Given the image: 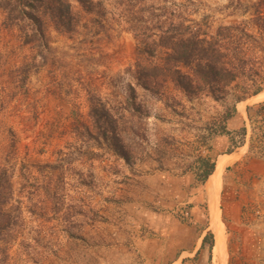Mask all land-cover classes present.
I'll list each match as a JSON object with an SVG mask.
<instances>
[{
	"label": "rangeland",
	"instance_id": "374dc122",
	"mask_svg": "<svg viewBox=\"0 0 264 264\" xmlns=\"http://www.w3.org/2000/svg\"><path fill=\"white\" fill-rule=\"evenodd\" d=\"M93 2L99 5L86 11L72 1L77 21L70 32L58 31L42 17V38L28 41L29 27L7 24L6 12L0 9V169L7 171L11 183L2 205L8 216L0 239V264H108L110 258L152 264L153 258L173 257L170 244L175 237L179 244L190 231L194 240L203 231H212L208 177L200 183L196 173L201 157L216 159L212 151L216 135L210 136L209 130L231 109L232 97L214 100L201 94L187 99L167 85L159 98L137 88L148 115L132 166L81 133L83 126L91 127L90 96L116 107L125 97L126 85L134 82L140 26L178 18L204 21L211 29L241 23L256 36L263 32L264 45V30L256 25L257 17L264 18V0ZM263 54L258 51L256 56ZM257 80L262 89L234 106L238 102L250 106L252 122H247L243 142L250 145V156L264 158V81ZM41 81L47 85L43 96L63 99L66 109L76 107L87 119L74 121L72 131L95 148L94 165L84 170L72 165L81 151L75 146L50 163L28 157V138L37 133V140L41 131L43 109L36 87ZM258 94L262 96L257 98ZM72 116L77 118L75 112ZM224 176L222 171L221 181ZM253 196L242 206L249 213L244 222H264V190L257 192V199ZM221 200L219 189L225 226ZM178 224H184L180 231ZM227 242L224 228L226 258ZM258 264H264V246Z\"/></svg>",
	"mask_w": 264,
	"mask_h": 264
},
{
	"label": "trees",
	"instance_id": "16d2710c",
	"mask_svg": "<svg viewBox=\"0 0 264 264\" xmlns=\"http://www.w3.org/2000/svg\"><path fill=\"white\" fill-rule=\"evenodd\" d=\"M72 1L0 0V9L6 12L7 24L19 23L22 29L24 26L29 27L31 32L26 34L28 41L42 38V17H47L58 31L70 32L77 21ZM74 1L86 11L92 10L94 4L99 5V2L93 0ZM259 19L256 25L261 32L264 30V18L257 17L256 21ZM140 29V36L136 35L138 44L134 82L126 85L125 97L116 107L90 96L88 115L91 127L83 126L81 134L95 146L107 149L126 165L132 166L141 143L138 139L145 137L146 128L143 124L148 115L136 89L160 98L164 88L170 85L187 99L201 94L214 100L232 97L231 109L218 124H213L209 135L226 136V152L241 145L246 133L245 127L228 130L226 120L236 111L235 102L258 93L263 87L257 79L264 81V54L256 56L258 51L264 52V45L260 42L263 32L256 36L241 23L219 24L211 29L204 21L184 18L168 22L155 19L151 27L140 26ZM164 104L167 102L164 101ZM213 169L214 161L201 157L197 180L204 183ZM10 190L9 174L1 168L0 239L7 223L5 217L8 216L2 205ZM213 242V234L208 230L202 237L201 246L208 247L210 259Z\"/></svg>",
	"mask_w": 264,
	"mask_h": 264
},
{
	"label": "crops",
	"instance_id": "0c3cea01",
	"mask_svg": "<svg viewBox=\"0 0 264 264\" xmlns=\"http://www.w3.org/2000/svg\"><path fill=\"white\" fill-rule=\"evenodd\" d=\"M45 84L44 81L36 84L38 88V102L41 103L40 107L43 109V119L41 131L39 132L40 135L37 140H35L37 133L30 134L28 138L29 143L26 148L28 157L36 159V161L41 163H50L63 155L65 153L63 151L73 149V146H75L81 151L72 165L77 164V166L81 167V170H84L90 164L94 165L97 161L94 154L95 148L91 144L83 143L72 131L74 121L76 123H79L80 120L87 122V119L83 120L81 114L77 112L76 107L74 109H66L63 99L52 97L51 95L43 96L41 92L47 86ZM235 109L234 114L226 120L228 130H236L241 126H245L247 132V122H252L250 106L246 107V105H243V108L236 106ZM74 112L77 117L75 120L72 116ZM50 128H52L53 132H51L52 130L50 131ZM227 144L228 139L225 136L216 135L212 142V151L216 159L215 161L211 159L214 161L215 168V162L219 157L224 156L229 158L230 156L223 167L222 171L225 176L220 185V197L224 206L222 216L226 221L224 226L225 240L228 241L227 244L229 245L226 264H258V259L262 254L264 246V222L257 223L250 221V223H245L244 219H247L249 213L243 212L242 206L249 197L251 198L255 194L253 198L257 199V192L264 190V158L250 156L251 148L246 142L235 147L231 152L225 151ZM228 170L230 172L226 174ZM107 172L105 170V173ZM246 186H248V192L246 191ZM193 209L194 206H190L192 215ZM185 213L187 214V212ZM178 226L179 228L176 231L183 229L181 226H184V224H178ZM176 233H174V237ZM182 233L186 234L187 231L184 230ZM182 235L177 234L179 237ZM204 235L203 231L194 240L190 231L188 235H185V238L183 237L185 240L182 239V243L184 244L181 242L177 244L175 237L174 244L172 246L170 244L172 250L170 256L173 257L153 258L152 264H212L213 258H209L208 247L201 246ZM107 262L108 264H129L125 258H110Z\"/></svg>",
	"mask_w": 264,
	"mask_h": 264
},
{
	"label": "bare ground",
	"instance_id": "6f19581e",
	"mask_svg": "<svg viewBox=\"0 0 264 264\" xmlns=\"http://www.w3.org/2000/svg\"><path fill=\"white\" fill-rule=\"evenodd\" d=\"M262 95H256L260 98ZM259 100V99H257ZM240 108H243L242 102H238ZM237 105V106H238ZM230 158V156H229ZM228 157L221 156L215 162L213 172L207 178V190L209 195V214L210 227L214 235L213 245V264H226V249L224 245V225L220 219V210L218 206V193L221 185V173L224 165L227 163Z\"/></svg>",
	"mask_w": 264,
	"mask_h": 264
}]
</instances>
